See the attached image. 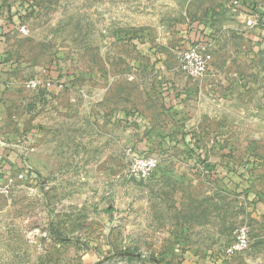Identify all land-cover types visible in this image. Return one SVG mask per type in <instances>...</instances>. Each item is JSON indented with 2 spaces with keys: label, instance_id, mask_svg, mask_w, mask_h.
<instances>
[{
  "label": "rangeland",
  "instance_id": "1",
  "mask_svg": "<svg viewBox=\"0 0 264 264\" xmlns=\"http://www.w3.org/2000/svg\"><path fill=\"white\" fill-rule=\"evenodd\" d=\"M232 1L0 0V264H264V47L231 27L264 0Z\"/></svg>",
  "mask_w": 264,
  "mask_h": 264
},
{
  "label": "built area",
  "instance_id": "2",
  "mask_svg": "<svg viewBox=\"0 0 264 264\" xmlns=\"http://www.w3.org/2000/svg\"><path fill=\"white\" fill-rule=\"evenodd\" d=\"M232 5L237 6L239 3L237 0H233ZM245 24L248 27H252L255 25L254 19H247ZM18 31L21 34H25L28 32V29L25 25H20L18 27ZM211 60L210 54L202 53L197 45L188 47L185 51H182L179 56V69L180 71L191 78H199L205 75L208 71V64ZM51 80L48 79L45 81V85L47 87L50 86ZM40 87V81L37 79H29L25 82V88L32 91H37ZM157 167V160L154 158H148L145 161H143L142 167L140 168L139 176L143 179L149 178L154 170ZM25 172H21L18 174L19 179L25 178ZM10 181V180H9ZM11 192L10 188V182H7L5 184H0V194L2 195H9ZM247 241V229L246 228H240L238 230L235 244L230 247L227 252L228 253H234L235 251H240Z\"/></svg>",
  "mask_w": 264,
  "mask_h": 264
},
{
  "label": "crops",
  "instance_id": "3",
  "mask_svg": "<svg viewBox=\"0 0 264 264\" xmlns=\"http://www.w3.org/2000/svg\"><path fill=\"white\" fill-rule=\"evenodd\" d=\"M230 6H234V5L231 4ZM252 11H253V9H252V6L250 4L246 5L245 7H243L240 10V14L237 16L236 22H234V19L232 17L233 21H232L231 27L237 28V30L240 33H242L243 35H245V36L247 35V37L249 36V39L252 40V42L255 44V46L263 48L264 47V30L262 28H260V27H252L250 29V27L247 28L245 26L246 20L251 18L250 14L252 13ZM228 13H230V12H228ZM226 17H228V16H226ZM1 18L3 19V17H1ZM238 21H240V24H242L241 26H239V22ZM6 31L7 30L5 28V25L1 24V28H0V45H3L2 44L3 43V39H4L3 35L6 33ZM200 32H201V35L204 36L205 30L202 29ZM13 80H15V79H13ZM4 82L5 81H0V126L6 120V109L4 108V106H5V104H7V102H5L7 100L4 99V97H6L7 95L6 94L4 95V92H5V88L7 87V83H10V78H9V81H7L5 83ZM3 95H4V97H3ZM11 95H12V97H14L13 94H11ZM34 132H36V130ZM0 144L3 145V142L0 143ZM0 149L2 150V147H0ZM1 156H2V154H1ZM0 164H4L5 165V163H4L3 159H1V157H0ZM6 167H8V166H6Z\"/></svg>",
  "mask_w": 264,
  "mask_h": 264
},
{
  "label": "trees",
  "instance_id": "4",
  "mask_svg": "<svg viewBox=\"0 0 264 264\" xmlns=\"http://www.w3.org/2000/svg\"><path fill=\"white\" fill-rule=\"evenodd\" d=\"M30 3V2H29ZM29 3H26V5H24L25 4V1H22V3L20 4V6H21V8H24L25 7V10H27L28 9V4ZM28 6V7H27ZM17 14H19L21 17L23 16L22 14H23V10H20V8L19 9H17ZM16 19L18 20V18L16 17ZM15 20H12V22H14ZM6 34V33H5Z\"/></svg>",
  "mask_w": 264,
  "mask_h": 264
}]
</instances>
